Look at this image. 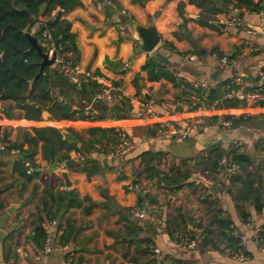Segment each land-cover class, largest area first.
I'll list each match as a JSON object with an SVG mask.
<instances>
[{
	"label": "crops",
	"instance_id": "0c3cea01",
	"mask_svg": "<svg viewBox=\"0 0 264 264\" xmlns=\"http://www.w3.org/2000/svg\"><path fill=\"white\" fill-rule=\"evenodd\" d=\"M80 1L81 5L62 15L75 35L76 54L69 51L62 55L78 66L76 81L61 73L52 80L51 94L54 100L82 111L85 119L56 120L44 110L41 120H28L13 102L0 100V141L6 142L5 148L0 149V264H37L33 227L40 220L46 223L50 219L56 223L45 231L57 248L54 264H264V253L251 240L253 231L264 222V150L260 143L264 138V106L253 108L232 99L236 106L228 107L225 102L229 99L223 98L224 84L236 76L257 86L258 73H264V36L247 34L230 24H214L225 20L226 15H235L246 26L261 24L255 1L251 0V8L244 4L235 6L234 1L224 4L222 0H207L212 7L224 5L216 14L204 12L195 3L201 0ZM150 22L160 35V42L149 53L138 52L140 40L132 25L147 26ZM224 55H229L230 63L221 61ZM149 58L165 67L174 79L149 81L147 72L141 70ZM49 69L54 70L51 66ZM136 74L142 78L140 92L132 84ZM114 82L121 85L115 87ZM94 83L100 86L94 88ZM101 84L119 93L118 103L94 98L93 89L101 88ZM201 84L209 90L205 91ZM209 91L215 96L210 97ZM142 99L158 115L180 127L186 128L188 119L207 115L210 109L218 118L225 117L229 125L207 120L199 130L187 128L184 137L169 134L154 120L135 116L137 101ZM4 108L11 116L4 114ZM85 111L91 114L86 116ZM48 126L71 133V141L78 149L70 150L69 158L80 151L85 160L70 166L64 161L46 160L41 153L42 142L36 149L31 148V159L12 148L15 144L28 149L26 134L33 135V127ZM94 126L120 128L132 149L114 160L99 156L87 144L89 135L85 133ZM230 140L240 142L243 155L251 161L244 172L259 192L261 212L250 206V219L242 222L235 204L239 184H230L225 173L220 178L216 175L220 187L214 192L202 183L189 182V177L180 189L154 187L150 195L160 207L159 229L147 217L131 216L129 209L140 203L142 196L127 190L126 185L144 181L145 163L164 172L173 168L187 170L190 176L193 172L204 175L199 164L202 156ZM23 157L34 164L32 174H24L16 165ZM56 169L67 170L70 186L64 184ZM207 174L208 178H204L213 181L214 174ZM205 194L217 199L232 221L235 234L245 238V261L231 259L223 247L225 241L217 247L201 245L199 225L205 224L206 211L199 199ZM63 233L65 237L61 238ZM177 235H192L198 240L197 247L192 251L178 250Z\"/></svg>",
	"mask_w": 264,
	"mask_h": 264
},
{
	"label": "trees",
	"instance_id": "16d2710c",
	"mask_svg": "<svg viewBox=\"0 0 264 264\" xmlns=\"http://www.w3.org/2000/svg\"><path fill=\"white\" fill-rule=\"evenodd\" d=\"M190 1L193 2L194 0ZM233 1L235 6L244 4L254 8L251 0H222L224 4ZM195 3L207 13L216 14L222 11L221 5L212 7L207 3V0ZM79 5H81L80 0H0V100L13 102L14 106L21 110L24 118L28 120H41L44 110L56 120L85 119L82 111L73 110L66 103L56 101L52 97V80L61 73L45 67L42 73L35 78L41 57L35 50L30 48L29 40L24 34V30L30 32L31 28L36 25L35 36L43 51L47 49L43 32L47 31L54 41L58 40V54H65L69 51L76 54L75 35L70 31V22L62 15ZM200 22L215 27L208 21ZM141 70L147 72L149 81H157L162 77L169 80L174 79L166 71V68L159 65L154 58H149L142 65ZM141 80L142 78L138 74L132 79V84L137 92H140L142 88ZM113 85L118 87L121 83L114 82ZM97 86L100 85L94 83L92 87L96 88ZM117 94L119 95V93ZM209 96L214 97L215 93L209 91ZM225 105L234 107L236 103L229 99L226 100ZM10 108H12V105ZM115 110L120 109L115 107ZM3 112L6 116H11L7 108H4ZM32 132L33 135L28 132L25 138V141L29 144L28 149L23 150L21 145L15 144L12 145V148L18 149L20 154H24L31 159L33 156L31 148L36 149L38 142H42L41 153L44 159L52 161L67 160L66 165L73 164L69 160L68 152L78 149L74 142H67L56 128L50 126L33 127ZM85 133L89 135L87 144L91 148L95 143L115 140V128L113 127H89L85 130ZM62 149L65 152L59 153L58 151ZM222 153L218 146H214L200 159L199 164L203 168L202 172H212L214 174L213 180H216V175L220 172L219 160ZM230 155L231 159L238 164L239 171L229 174L227 179L232 185L239 184L235 204L242 222H247L250 219V206L254 211L261 212L263 203L260 201L259 192L252 187V179L244 172L245 166L251 163L250 159L235 150L230 151ZM16 165L25 174V168L21 160L17 161ZM240 172H243L244 176ZM204 175L208 178V174ZM188 177H190V174L187 170L180 171L172 168L168 172H164L150 162L145 163L142 176L143 182L150 190L162 186L168 189H180ZM139 182L141 181L139 180ZM211 188L213 192L218 189L215 184H212ZM146 198L154 204L155 200L152 195L148 193ZM199 201L206 211V222L204 225H199L201 231L198 237L201 245L204 247H217L225 241V245L228 247H240V236L235 234L232 221L219 207L217 199H212L210 194H205V197L200 198ZM42 223L43 221L40 220L33 227L32 241L39 250L42 248L46 237ZM213 235L214 237H212ZM63 237H65V233L62 234L61 238ZM189 237L193 236L189 235ZM258 237L264 244V222L258 227Z\"/></svg>",
	"mask_w": 264,
	"mask_h": 264
},
{
	"label": "built area",
	"instance_id": "2783aa9c",
	"mask_svg": "<svg viewBox=\"0 0 264 264\" xmlns=\"http://www.w3.org/2000/svg\"><path fill=\"white\" fill-rule=\"evenodd\" d=\"M256 4L255 13L258 19L261 21V24L259 25H251L246 26L244 25L241 20H239L235 15H226L225 20L221 19L220 21L224 22L225 24H230L237 29L241 28L243 29L247 34L251 35H260L264 36V0H254ZM99 2H97V6H99ZM122 14H125L124 11H122ZM36 25L31 28L32 31L36 29ZM121 34H122V26L119 27ZM44 36V43L47 46L46 51L48 52L49 57L53 53H55L54 56V63L51 65V67L57 71L58 73L65 74L69 76L71 79L75 78V74L78 71V66L73 63L72 60L66 59L63 57L62 54H58V49L55 47V41L51 38V35L45 31L43 32ZM221 61L225 64L230 63L231 59L229 55H224L221 58ZM92 80L100 81V79L96 76H91ZM101 88H97V90L93 89L94 98L96 100L101 101H107L112 103H118V95L112 92V88L109 85L101 84ZM201 87L208 91V86L205 84H201ZM224 99H237L239 101H243L245 105L249 107H263L264 106V73L260 72L258 73V83L257 86L253 87L251 83L245 81L241 77H234L227 81L224 84ZM210 113L207 115H196L188 119L187 121V127H180L177 124H175L171 119L164 118L163 116L158 115L153 108L149 105V103L142 99L140 101H137L136 107H135V116L141 120L148 121V120H154L160 129L163 131H167L169 134L173 135H179L180 137H184L187 135V128L193 129V130H199L207 120L213 121L216 120L220 125L227 127L229 125V122L227 119L223 116H218L214 114L212 109H210ZM84 114L88 116L91 114L88 111H85ZM261 146L264 150V138L260 140ZM6 142L0 141V149L5 148ZM133 145L128 139V136L124 131H122L120 128H115V140L114 141H103L102 143H95L92 147V150L96 152L99 156L108 159V160H114L120 155H124L128 153L132 149ZM222 150V155L219 160V165H221L220 172L217 174V177H223L225 173L227 175L236 173L239 170V166L236 162H234L231 159L230 151L235 150L238 153L243 154V147L242 144L236 140H230L225 146L219 145L218 146ZM71 162H81L85 160V155L80 151H75L74 157L69 158ZM67 160L63 162L64 165H66ZM21 162L25 168V171L27 174H32L35 169L32 164V161H30L28 158L23 157L21 158ZM197 174L199 176L205 177V175H201L199 173L193 172L192 174ZM204 174H207V171H205ZM211 184H215L216 187H220V179H216L213 181H210ZM127 190H133L136 191L140 196H142V201L134 206H132L129 209V212L132 217L136 219H145L146 217L156 226L157 229L161 228L162 221L161 219L156 215V210H158L160 207L157 204L151 203L146 196L148 193L150 194L151 190L144 182H131L126 185ZM261 217L264 220V213H261ZM54 219H50L46 223H43L42 226L46 230V228L49 226H53L55 224ZM46 233V231H45ZM240 247L237 248H231L223 245L224 249L228 253L229 257L237 262H243L245 261L248 256L243 250V241L244 237L240 236ZM251 240L254 243V245L264 253V244L261 242L260 238L258 237V229L254 230L251 236ZM198 245V240L193 237H189L186 235H177L175 246L180 251H192L194 250ZM154 252H158L157 249H154L151 247ZM50 252V245H49V236L46 233V237L44 239L42 248L39 250V252L36 254L35 259L37 261V264H46L45 259L48 257Z\"/></svg>",
	"mask_w": 264,
	"mask_h": 264
},
{
	"label": "water",
	"instance_id": "95a60500",
	"mask_svg": "<svg viewBox=\"0 0 264 264\" xmlns=\"http://www.w3.org/2000/svg\"><path fill=\"white\" fill-rule=\"evenodd\" d=\"M222 7H224L223 4H222ZM214 24L219 26V27H224L225 26V23L222 22V21H215ZM132 30L134 31L135 36L138 38V40H140V44H139V46L137 48L138 52L149 53L160 42V35L157 33L154 25L151 22L147 26H141L139 24H133L132 25ZM24 34L27 37V39L29 40L30 48L35 50L38 53V55L41 57V61L39 63V69H38L37 74L35 75V78H37L42 73V70L45 67H50L54 63L55 53H53L51 55V57H49L48 52L47 51H43L41 49L40 45L37 42V39H36V36H35V31L29 32L27 30H24ZM55 47H56V49H58V40L55 41ZM144 96H145L146 99H148L147 95H144ZM58 131L61 133L63 139H65L66 141H71V139H72V134L71 133L67 132L64 129H58ZM56 173H57V175H59L63 179L64 184L67 187L70 186V181L68 179L67 170H65V169H56ZM188 181L189 182L202 183L203 185H205L208 188H210L212 186L210 181H208L204 177L199 176V175H197L195 173L192 174L188 178ZM141 200H142V197H139V201H141Z\"/></svg>",
	"mask_w": 264,
	"mask_h": 264
},
{
	"label": "rangeland",
	"instance_id": "374dc122",
	"mask_svg": "<svg viewBox=\"0 0 264 264\" xmlns=\"http://www.w3.org/2000/svg\"><path fill=\"white\" fill-rule=\"evenodd\" d=\"M77 166H78V164H76ZM154 204H157L156 203V201L154 202ZM158 210H156V215L158 216ZM159 217V216H158ZM160 218V217H159ZM49 245H50V252H49V255H48V257L45 259V262H46V264H54V261H53V259H54V255L57 253V251H56V247H55V245H54V239L52 238V239H50V242H49ZM39 252V249L36 251V253H38ZM49 257H50V260H48L49 259Z\"/></svg>",
	"mask_w": 264,
	"mask_h": 264
}]
</instances>
